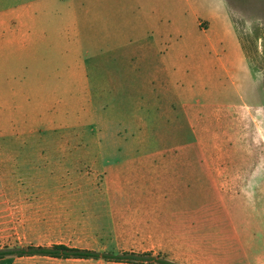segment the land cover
<instances>
[{
	"label": "crops",
	"instance_id": "0c3cea01",
	"mask_svg": "<svg viewBox=\"0 0 264 264\" xmlns=\"http://www.w3.org/2000/svg\"><path fill=\"white\" fill-rule=\"evenodd\" d=\"M132 1V21L126 28L132 29L131 45L148 61L152 84L158 83L149 114L165 115L161 122L176 129L186 124L188 130L225 129L228 135L239 128L245 109L264 115V88H259L251 72L226 0ZM174 5L180 9L174 11ZM36 16L34 11L26 13L19 0L0 6V94L9 85L14 93L13 85L19 84L25 70L34 76L32 69L43 63L42 49L52 48V30L38 29ZM203 79L215 81L214 89L196 84ZM212 89L236 101L202 105L197 94H210ZM40 100L43 110L39 114L57 112L52 92ZM3 112L0 106V116ZM87 157L97 163L101 180L80 187L79 197L65 203V213L63 205L58 208L65 221L60 219L56 227L60 231L63 227L66 239L37 246L150 253L177 264H264V155L263 160L257 157L252 169L250 156L229 152ZM70 190L75 191L74 187ZM50 226L57 233L55 224Z\"/></svg>",
	"mask_w": 264,
	"mask_h": 264
},
{
	"label": "rangeland",
	"instance_id": "374dc122",
	"mask_svg": "<svg viewBox=\"0 0 264 264\" xmlns=\"http://www.w3.org/2000/svg\"><path fill=\"white\" fill-rule=\"evenodd\" d=\"M14 1L0 0V6ZM226 1L251 72L262 89L264 0ZM19 2L26 13H37L38 29L52 30V48L42 49L43 63L32 69L34 76L25 70L19 84L13 85L14 93L9 85L0 94L4 109L0 116V249L66 239L63 227L62 231L56 227L63 217L58 208L79 197L80 187L97 185L102 178L97 163L88 161L87 155L242 153L250 156L251 169L257 157L263 160L264 115L256 109L240 110L239 128L229 135L225 129L188 130L186 124L176 129L161 122L165 115L148 113L158 83L150 81L148 61L133 49L132 29H126L134 1ZM196 84L216 86L208 79ZM213 89L210 94H197L202 105L236 101ZM49 92L57 112L39 114L43 110L40 98ZM202 117L208 119L206 114ZM61 209L65 213L67 206ZM49 258L9 257L0 264H64Z\"/></svg>",
	"mask_w": 264,
	"mask_h": 264
},
{
	"label": "trees",
	"instance_id": "16d2710c",
	"mask_svg": "<svg viewBox=\"0 0 264 264\" xmlns=\"http://www.w3.org/2000/svg\"><path fill=\"white\" fill-rule=\"evenodd\" d=\"M43 256L57 259H104L107 261L132 263V264H177L162 257H154L152 254H136L124 252L121 254L101 253L91 250L70 248L66 245H53L51 247L28 246L18 248L0 249V260L9 257H33Z\"/></svg>",
	"mask_w": 264,
	"mask_h": 264
}]
</instances>
